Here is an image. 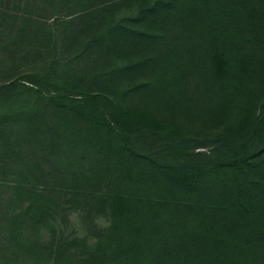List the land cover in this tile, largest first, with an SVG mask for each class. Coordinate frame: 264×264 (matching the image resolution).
I'll return each instance as SVG.
<instances>
[{"label": "trees", "instance_id": "obj_1", "mask_svg": "<svg viewBox=\"0 0 264 264\" xmlns=\"http://www.w3.org/2000/svg\"><path fill=\"white\" fill-rule=\"evenodd\" d=\"M0 49V264H264V0H0Z\"/></svg>", "mask_w": 264, "mask_h": 264}, {"label": "rangeland", "instance_id": "obj_2", "mask_svg": "<svg viewBox=\"0 0 264 264\" xmlns=\"http://www.w3.org/2000/svg\"><path fill=\"white\" fill-rule=\"evenodd\" d=\"M0 52H1V49H0ZM1 53H2V52H1ZM1 53H0V54H1ZM7 64H8V63H5V64L3 65L2 63H0V81H1V82L4 80V75H3V73L6 72V70H7ZM1 82H0V83H1ZM71 221L76 222V223H74V225L72 226V229L75 230V231H79L81 228H80L79 224L77 223V221H78L77 213H73V214L71 215ZM101 222L104 223V219L101 220Z\"/></svg>", "mask_w": 264, "mask_h": 264}]
</instances>
